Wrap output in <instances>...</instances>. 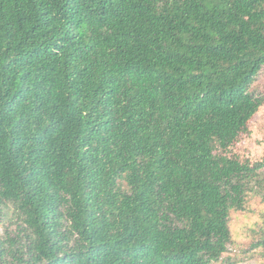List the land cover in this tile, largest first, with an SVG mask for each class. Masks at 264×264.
Wrapping results in <instances>:
<instances>
[{
    "label": "trees",
    "instance_id": "trees-1",
    "mask_svg": "<svg viewBox=\"0 0 264 264\" xmlns=\"http://www.w3.org/2000/svg\"><path fill=\"white\" fill-rule=\"evenodd\" d=\"M263 66L264 0H0V264L238 263Z\"/></svg>",
    "mask_w": 264,
    "mask_h": 264
},
{
    "label": "rangeland",
    "instance_id": "rangeland-1",
    "mask_svg": "<svg viewBox=\"0 0 264 264\" xmlns=\"http://www.w3.org/2000/svg\"><path fill=\"white\" fill-rule=\"evenodd\" d=\"M250 90L256 95L264 96V66L255 77ZM231 153L241 160L251 162L264 156V104L248 122L247 131L240 135L231 148ZM12 211L10 206L0 219V238L7 233L12 234L15 229ZM228 228L232 242L224 256L238 260L236 264H264L263 250L252 248L253 243L264 237V203L259 195L249 192L244 210L230 212ZM213 264L223 263L220 261Z\"/></svg>",
    "mask_w": 264,
    "mask_h": 264
}]
</instances>
